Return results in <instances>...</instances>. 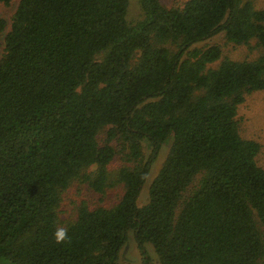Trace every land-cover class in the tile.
<instances>
[{
	"label": "trees",
	"instance_id": "trees-1",
	"mask_svg": "<svg viewBox=\"0 0 264 264\" xmlns=\"http://www.w3.org/2000/svg\"><path fill=\"white\" fill-rule=\"evenodd\" d=\"M137 2L131 22L128 0L17 1L0 54V261L117 264L131 233L159 264H264L260 144L237 119L246 96L264 91V8ZM7 23L0 18V32ZM218 33L254 41L259 55L234 60L218 44L196 46ZM74 183L123 192L110 207L77 204L56 244Z\"/></svg>",
	"mask_w": 264,
	"mask_h": 264
},
{
	"label": "rangeland",
	"instance_id": "rangeland-1",
	"mask_svg": "<svg viewBox=\"0 0 264 264\" xmlns=\"http://www.w3.org/2000/svg\"><path fill=\"white\" fill-rule=\"evenodd\" d=\"M18 0H12L9 5L0 3V18H4L8 23L3 32H0V54L3 48V38L9 28L10 18L16 8ZM186 0H160L166 7L180 6ZM257 9L264 8V0H250ZM141 10L137 0H128V9L126 18L129 21L139 19ZM218 44L222 48V57H228L234 60L254 59L260 49L255 46V42L251 41V48L245 45H235L227 42L223 33H218L215 36L206 39L196 44L199 47H205L211 44ZM219 61L212 64L216 66ZM237 119L239 122L241 135L245 138L256 140L260 144V151L257 156V162L264 168V91H256L246 96L245 100L238 106ZM103 133L100 134V137ZM169 143L162 144L158 154L151 164L149 175L146 182L142 186L137 204L143 205L148 200V186L157 171L161 167L163 160L167 154ZM150 152V146L143 143V154L146 158ZM121 154H118L115 162L110 167L111 170H117L121 162ZM123 190L121 187L109 188L104 194H99L89 188L85 183H74L64 193L59 206L60 226H64L69 220H73L77 213V204L85 201L90 206H106L110 207L117 202ZM0 264H11L6 260H1ZM117 264H159L156 253L150 244L145 245L144 251H141L132 236L128 234V238L124 246L121 248Z\"/></svg>",
	"mask_w": 264,
	"mask_h": 264
},
{
	"label": "clouds",
	"instance_id": "clouds-1",
	"mask_svg": "<svg viewBox=\"0 0 264 264\" xmlns=\"http://www.w3.org/2000/svg\"><path fill=\"white\" fill-rule=\"evenodd\" d=\"M52 238L56 244L64 243L68 239L67 228L65 226L57 227Z\"/></svg>",
	"mask_w": 264,
	"mask_h": 264
}]
</instances>
